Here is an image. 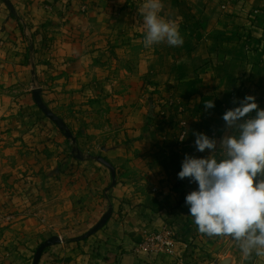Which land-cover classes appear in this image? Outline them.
<instances>
[{
  "label": "crops",
  "instance_id": "0c3cea01",
  "mask_svg": "<svg viewBox=\"0 0 264 264\" xmlns=\"http://www.w3.org/2000/svg\"><path fill=\"white\" fill-rule=\"evenodd\" d=\"M144 3L0 0V211L15 215L0 264H33L53 237L38 264H179L132 252L164 226L185 264H242L231 239L197 230L185 197L198 185L178 173L210 154L194 133L219 140L246 95L264 109V0H162L184 43L150 48Z\"/></svg>",
  "mask_w": 264,
  "mask_h": 264
},
{
  "label": "clouds",
  "instance_id": "9594fccd",
  "mask_svg": "<svg viewBox=\"0 0 264 264\" xmlns=\"http://www.w3.org/2000/svg\"><path fill=\"white\" fill-rule=\"evenodd\" d=\"M162 9V0H145L138 8L145 48L184 43L179 26L161 16ZM204 107L212 109L215 104L209 100ZM222 119L224 134L219 140L194 133L196 150L210 154H186L178 178L198 185L185 197L197 230L209 237L233 240L251 260L253 254L264 256V109L255 96L246 95L237 107L226 110Z\"/></svg>",
  "mask_w": 264,
  "mask_h": 264
},
{
  "label": "built area",
  "instance_id": "2783aa9c",
  "mask_svg": "<svg viewBox=\"0 0 264 264\" xmlns=\"http://www.w3.org/2000/svg\"><path fill=\"white\" fill-rule=\"evenodd\" d=\"M233 98L235 94H232ZM173 104L172 102L170 105ZM177 112L181 114L184 112V108L177 104ZM186 126L184 121H180L177 125V132L174 136V141L176 145L180 146L183 141L180 139H185L186 136ZM165 140V138H163ZM14 214H4L0 212V227L2 224L10 223L14 220ZM177 240L175 237V232L170 226H164L162 229L152 232L145 233L142 235L141 239L134 245L132 252L135 255H166L175 257L179 261V264H185L183 258H179L177 253Z\"/></svg>",
  "mask_w": 264,
  "mask_h": 264
},
{
  "label": "rangeland",
  "instance_id": "374dc122",
  "mask_svg": "<svg viewBox=\"0 0 264 264\" xmlns=\"http://www.w3.org/2000/svg\"><path fill=\"white\" fill-rule=\"evenodd\" d=\"M126 36H128V34L127 35H125L124 37H126ZM123 42L124 43H122L121 44V46H122V48L124 49V51H122L121 53H127V52H129L128 50H129V47H130V45H131V43L129 42V40L127 39V40H123ZM107 46H109V47H111V45H107ZM116 46H118V45H114L113 47H114V49H113V51H111V54L112 55H114V56H116V54H119L118 52H117V50L115 49L116 48ZM119 47V46H118ZM113 57V56H112ZM81 80L80 79H78L77 80V82L79 83ZM112 82L114 83L115 81L114 80H112ZM127 83H129V80L127 81ZM145 83V82H144ZM113 85V84H112ZM109 95L110 94H108V97H109ZM98 97H100L101 95H97ZM111 96V95H110ZM96 99H101V98H96ZM57 126H58V124H57ZM66 125L63 123V122H61L60 124H59V126H58V128L61 130V132L64 134V136L65 137H67L68 139H69V133H68V130L66 129V127H65ZM66 133H68V134H66ZM70 140V139H69ZM76 143H77V141H76ZM76 143H74V145H76ZM82 146V145H81ZM27 208H30V207H27ZM26 211H28V210H25L24 212H26ZM1 212V211H0ZM23 212V211H22ZM23 212V213H24ZM13 213H18V212H13ZM22 213V214H23ZM29 214H34L33 213V211H29ZM42 223H44V221L42 222ZM7 223H5V224H2L1 225V227H0V232H2L3 231V228H5L4 226L6 225ZM233 241V240H232ZM234 242V241H233ZM230 243H232V242H228L227 244H230ZM234 245H237L238 246V244L236 243V242H234ZM239 247V246H238ZM239 251L240 252H237V253H233L234 255L235 254H237L236 256H237V259L238 260H240V262H242V264H264V256H259V257H257V256H255L254 254H253V257H252V259L251 260H249V259H246L245 258V256L243 255V253L241 252V250L239 249ZM223 254H225V253H223ZM242 260V261H241Z\"/></svg>",
  "mask_w": 264,
  "mask_h": 264
},
{
  "label": "water",
  "instance_id": "95a60500",
  "mask_svg": "<svg viewBox=\"0 0 264 264\" xmlns=\"http://www.w3.org/2000/svg\"><path fill=\"white\" fill-rule=\"evenodd\" d=\"M60 241V239L59 238H56V237H53V238H51L47 243H46V245H50V244H52V243H55V242H59ZM46 245H42L39 249H38V251H37V253H36V257H35V260H34V263L33 264H38V262H39V257H40V254H41V252H42V250H43V248L46 246Z\"/></svg>",
  "mask_w": 264,
  "mask_h": 264
}]
</instances>
